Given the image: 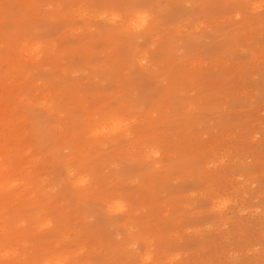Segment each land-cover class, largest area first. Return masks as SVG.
Here are the masks:
<instances>
[{"label":"rangeland","instance_id":"1","mask_svg":"<svg viewBox=\"0 0 264 264\" xmlns=\"http://www.w3.org/2000/svg\"><path fill=\"white\" fill-rule=\"evenodd\" d=\"M0 264H264V0H0Z\"/></svg>","mask_w":264,"mask_h":264},{"label":"snow or ice","instance_id":"2","mask_svg":"<svg viewBox=\"0 0 264 264\" xmlns=\"http://www.w3.org/2000/svg\"><path fill=\"white\" fill-rule=\"evenodd\" d=\"M137 15H140V14L138 13ZM140 18H141V21L142 22H146V17L145 16H141ZM139 26L142 27L143 26V23H141V25H139Z\"/></svg>","mask_w":264,"mask_h":264}]
</instances>
